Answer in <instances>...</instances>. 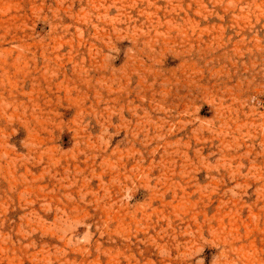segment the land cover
Instances as JSON below:
<instances>
[{
	"label": "rangeland",
	"instance_id": "374dc122",
	"mask_svg": "<svg viewBox=\"0 0 264 264\" xmlns=\"http://www.w3.org/2000/svg\"><path fill=\"white\" fill-rule=\"evenodd\" d=\"M0 264H264V0H0Z\"/></svg>",
	"mask_w": 264,
	"mask_h": 264
}]
</instances>
